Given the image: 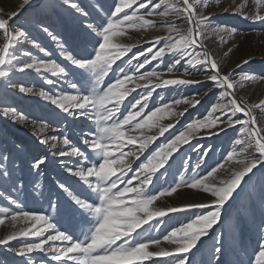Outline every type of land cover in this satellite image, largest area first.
<instances>
[{"label": "snow or ice", "instance_id": "snow-or-ice-1", "mask_svg": "<svg viewBox=\"0 0 264 264\" xmlns=\"http://www.w3.org/2000/svg\"><path fill=\"white\" fill-rule=\"evenodd\" d=\"M31 4L32 0H20L14 10L0 7V80L18 88L20 93L48 101L66 118L86 122L87 130L81 129L75 140L55 128L51 120H33L31 126L39 145L48 146L53 156L67 158L58 162L67 174L65 179H75L86 188L88 196L80 195L65 179L55 181V187L65 197L59 206L49 198L56 219L42 211L24 210L17 199L9 196L10 206L0 207V226L8 228L7 234L0 238V245L23 258L22 264H49V257L55 264H192L190 254L194 255V249L199 251L198 245L203 247V239L211 234L214 243L210 264H221L224 233H213V229L223 227L225 206L245 178L251 179L254 170L264 169V125L257 119L258 113L264 115V99L249 103L237 94L245 81L256 77L235 69L223 71L206 43L211 32L221 44H227L238 29L213 25L214 13L208 11V0H114L111 10L99 22H84L92 45L91 51L86 48L84 55L67 50L53 31L42 27L69 62L71 67L66 68L54 59L33 58L31 51H20L21 43L28 42L45 56L50 55L35 39L29 40V33L17 23ZM68 5L81 16H89L73 0H68ZM222 10L264 24V0H231ZM151 32L164 35L144 40L150 45L146 49L134 52L138 44L126 42L132 38L131 33L147 36ZM231 51L229 47L228 52ZM166 57L170 63L164 69L147 67L154 61L164 63ZM248 63L245 59L236 67ZM13 72L50 73L63 78L70 90L53 93L23 83L13 84L10 80ZM75 73L79 76L70 79ZM197 73L203 74L205 80L189 78ZM45 82L56 83L53 79ZM206 82H211L212 87L148 107L158 89ZM137 90H142V94ZM133 93L137 95L132 96ZM213 94L216 100L202 118L187 122L178 134L144 156L149 146L169 133L185 113ZM160 99L163 101V97ZM0 116L13 122L29 120L12 106L0 107ZM237 126L238 138L233 141L236 147L231 148L223 162L204 173L196 171L201 169L199 160L193 170L181 162L172 174L175 155L192 139L219 136ZM50 132L58 134L50 136ZM15 147L18 153L24 152L21 145ZM192 149L201 158L211 152L204 145H192ZM9 159V155L0 153V178L5 180L12 178V170L7 167ZM24 163L21 157L19 163L13 162V167L22 171ZM52 163L47 152L33 155L28 170L40 177L42 169ZM17 187H23L22 180ZM34 187L39 189L41 185ZM181 189L196 190L207 199L170 206L166 198ZM193 209L201 211L168 226L167 221L175 219L173 214ZM65 217L70 223L61 230L58 224ZM256 231L257 247L248 264H264V220ZM28 237L37 240H25L21 246L11 243ZM35 253L44 258L37 259Z\"/></svg>", "mask_w": 264, "mask_h": 264}, {"label": "rangeland", "instance_id": "rangeland-1", "mask_svg": "<svg viewBox=\"0 0 264 264\" xmlns=\"http://www.w3.org/2000/svg\"><path fill=\"white\" fill-rule=\"evenodd\" d=\"M12 1L13 0H4L3 3L0 4V7L7 11L15 0ZM73 2L78 3L84 8L85 11L89 13V16L83 17L76 13L74 9L69 7L68 0H32V4L21 13L17 23L22 25L29 33V40L35 39L42 47L47 49L50 55L45 56L44 53H40L37 49H34L31 43L28 42L21 43L20 51H31L34 58L54 59L66 68H70L69 62L61 55L57 42L53 41L42 31V27L46 26L53 31L67 50L79 55H84L86 48L87 51L90 52L92 46L91 37L88 36L83 26L84 22H99L102 16L111 10L114 0H73ZM208 2L210 4L208 11L214 13L212 18L213 25H226L230 28L235 27L238 29L237 35L227 44H221L219 38L213 36L210 32L209 39L206 41L208 50L218 59L223 71L233 70L234 64L248 59L249 63L247 65H243L242 68H237L235 71L245 72L256 77L253 81H245L244 87L238 89L237 94L242 97L241 93L250 87V85L256 84L257 78L261 79V77H264V24L246 20L242 16L234 14L231 11L224 12L222 9L225 8V3H228L226 5L227 7L231 0H219V3L214 2V0H208ZM236 2H239V0H236ZM33 15L35 19H37V25H27V19H31ZM79 20H81L80 25H77V21ZM156 35H164V33L151 32L148 33L147 36L143 33H131L132 38L126 42L137 43L138 47L134 48L133 51L138 52L150 46L144 43V40H151ZM229 47L232 48L230 53L228 52ZM129 55H131V53ZM24 59H27V57H24ZM125 59H127V57ZM141 59L143 58L141 57ZM132 63L135 64L136 61H132ZM153 63L147 67L149 69L155 67L158 70H162L165 64L170 63V60L166 57L164 63L157 64L155 61ZM123 66L125 70H127V65L125 64ZM184 67H188V65L184 64ZM179 70L182 72L183 68ZM78 76L79 73H75V75L70 76V79H76ZM27 78L29 81L25 80L23 84L26 87H33L38 91L43 89L45 91L59 93L61 91L70 90L63 78L53 77L50 73L37 75L34 72H30ZM189 78L202 81L205 80V76L200 73ZM46 79H53L56 83L54 85H48L45 82ZM10 80L11 82L13 81L12 79ZM22 81L23 79L20 78L15 79L12 83L19 84L22 83ZM262 82L260 94L263 93L264 95V80H262ZM211 87V82H206L202 85L175 86L158 89L149 101L148 107L151 109L174 97L189 95L193 92L200 91L202 88ZM137 92L142 94V90H137ZM136 95L137 93L132 94V96ZM160 97H163V101H161ZM129 99H132V97L130 96ZM260 99L264 98L257 96L254 103L258 102ZM215 100V94L205 97L202 104L185 113V115L180 118L179 123H176L175 127L171 129L169 133H166L164 137H160L155 143L151 144L149 149L144 153V156H147L158 146H162L166 140L178 134L187 122L192 121L194 118H202L206 109H208ZM2 106L17 108V110L24 113L29 120L27 123L23 121L13 122L11 119H9V121L0 116V153L9 155L10 159L7 162V167L12 170L11 179L5 180L0 178V207L10 206L8 197L11 196L17 199L24 210L42 211L56 219L57 213L49 207V198H51L52 202L56 203L57 206L64 202V194L55 187V181L66 178L67 174L60 167L58 162L61 159L67 158H61L58 155L53 156L48 146L39 145L36 136L33 135L34 129L31 126V122L33 120H51L54 122L53 126L55 128L64 130L66 134L74 140L79 136L81 129L87 130L88 125L83 119L73 120L71 117L66 118L64 114L60 113L59 109H56L55 106L51 105L48 101L38 96L20 93L18 88L9 87L8 83L4 80H0V107ZM257 119L260 124L264 125V115L258 113ZM36 128H39L38 124ZM238 128L239 126L236 128H229L219 136H213L211 138L205 136L201 139H192L190 144L184 145L180 152L175 155L174 159L176 163L173 165L172 174L176 173L181 162L188 166L189 170H193L195 164L199 160L201 169L196 171H200L201 173L206 172L215 164L223 162L226 154L231 148L236 147L233 141L235 138H238ZM57 134V132H50L48 135ZM17 144L23 147L24 152L22 154L16 151L15 146ZM192 145H204L205 149L210 147L211 152L207 157L201 158L198 151H193ZM45 152L48 153L49 159L52 160L53 163L42 169V176L36 177L33 173L29 172L28 162L31 156L43 154ZM144 156H141V160L144 159ZM21 157L25 161L22 171L13 167V162L19 163ZM69 162L71 163V161ZM137 163H139V161ZM250 176L251 179L248 177L245 178L241 188L237 189L236 193L233 194L232 200L225 206L226 212L223 218V227L216 226L213 229V233H224L225 251L221 256V264H241V262H243V264H248L249 257L257 247L256 226L264 220V169L254 170V174H250ZM168 179L169 183H171L172 175H169ZM20 180L23 181V187L18 188L17 184ZM65 182L71 185L80 195L88 196L86 188L76 182L75 179H65ZM36 184L41 185V187L36 189L34 187ZM182 190H184L185 193L182 194L181 197L178 196L177 198H173L174 195H177ZM179 192L173 194L170 198H166L170 206H180L186 203H195L207 199L206 195L196 190L181 189ZM11 207H13L14 210L16 208L14 205ZM200 211L199 209H193L189 213L173 214L175 219L168 220L167 224L169 227L175 226L179 222L189 219L192 212L199 213ZM71 222L74 223L75 221ZM69 223V218L65 217L60 221L58 227L64 230ZM7 231L8 228L6 225L0 226V238L6 235ZM161 231H163V228ZM25 240L33 242L37 240V238L28 237L11 243L14 246H21ZM213 243L214 240L211 234L209 237H205L203 239V247L198 245L199 251L194 249V255L190 254L192 264H210V253ZM33 255L37 259L44 258L40 253H35ZM22 259L23 258L14 256L13 253L8 251L7 246L0 245V264H22ZM47 259L49 264H55V262L50 261V257Z\"/></svg>", "mask_w": 264, "mask_h": 264}, {"label": "bare ground", "instance_id": "bare-ground-1", "mask_svg": "<svg viewBox=\"0 0 264 264\" xmlns=\"http://www.w3.org/2000/svg\"><path fill=\"white\" fill-rule=\"evenodd\" d=\"M3 1L4 0H0V4L1 3H3ZM14 1V0H13ZM12 1V2H13ZM20 3V0H18V1H14V3L9 7V10H7V11H10V10H14V9H16V7H17V5ZM228 3H225V7H226V5H227ZM3 6V5H2ZM58 6V5H57ZM222 6H223V4H222ZM228 7V6H227ZM211 11V10H210ZM214 11V10H213ZM223 12V11H222ZM89 20V19H88ZM80 22H81V20H79V21H77V25H80ZM26 24L28 25V24H32V25H37V19H35V16L33 15V17L31 18V19H27V21H26ZM34 58V57H33ZM154 64V63H153ZM237 64H234L233 65V68L236 70L237 69ZM28 74L29 73H27V74H22V73H18V72H13L12 73V75H11V77H10V79H12L13 81L15 80V79H23V81H22V83H24L25 82V80H27V81H29L28 80ZM12 81V82H13ZM16 83V82H15ZM246 83V82H245ZM261 84H263V82H262V80L261 79H258L257 78V83L256 84H253V85H250V87H246L244 90L245 91H243L242 93H241V95H242V97L244 98V99H246L249 103L251 102H253L254 103V101H255V99H256V97L257 96H260L261 98H264V95H263V93L262 94H260V87H261ZM4 85V84H3ZM4 87V86H3ZM25 94V93H24ZM9 120V119H8ZM10 121V120H9ZM49 134V133H48ZM185 192H184V190H182L181 192H179L177 195H174L173 196V198H177L178 196H182V194H184ZM184 199V198H183ZM181 200V199H180Z\"/></svg>", "mask_w": 264, "mask_h": 264}]
</instances>
